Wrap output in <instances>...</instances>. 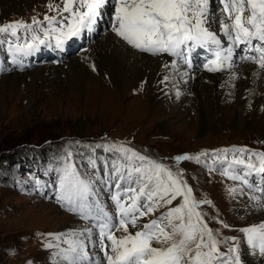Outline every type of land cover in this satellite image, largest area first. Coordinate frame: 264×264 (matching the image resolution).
Segmentation results:
<instances>
[{"label": "snow or ice", "instance_id": "1", "mask_svg": "<svg viewBox=\"0 0 264 264\" xmlns=\"http://www.w3.org/2000/svg\"><path fill=\"white\" fill-rule=\"evenodd\" d=\"M110 2L49 0L42 20L33 16L30 22H0V47L6 45L12 65L23 70V59L41 46L63 49L66 42L92 31ZM210 3L115 0L109 28L133 50L171 58L162 65L161 83L174 82L176 77L184 81L197 49L208 54L206 71L228 73L235 80L234 56L239 48L245 53L240 59L255 65L253 72L260 77L264 0H220L224 18L219 31L208 27ZM95 147L108 154L102 162L90 154L81 170L69 151L55 169L56 203L83 222L46 237L45 248L55 249L57 264H247L242 248L264 264V222L238 229L239 235L223 236L207 220L223 229L230 226L203 210L213 202L194 196L184 172L176 168L182 161H194L210 173L218 172L240 185L228 188L232 198L243 196L246 207L264 210V183L255 179L264 181V151L224 148L178 155L167 163L125 144Z\"/></svg>", "mask_w": 264, "mask_h": 264}, {"label": "rangeland", "instance_id": "2", "mask_svg": "<svg viewBox=\"0 0 264 264\" xmlns=\"http://www.w3.org/2000/svg\"><path fill=\"white\" fill-rule=\"evenodd\" d=\"M32 1L34 2L23 6V10H19L18 13L5 15L0 22L18 20L30 22L33 16H38L42 20L43 15L48 12L46 5L49 0ZM113 4L110 2L109 5H105L110 7L107 10L109 15L105 11V16L112 17ZM213 8V4L210 3L212 13L218 10ZM211 12L208 19L215 27L217 21L213 22ZM109 24L110 19L107 26ZM98 38L100 36L95 37L92 42L87 40L80 46H87L88 54H95L94 42ZM76 40L80 43L82 35L66 42L70 43L67 55L70 52L72 56L82 53L78 51L79 44H72ZM53 48L54 44L52 47L41 46L45 56L51 60L44 63V68L41 69L45 71L43 78L54 81L45 85L40 80L34 81L35 67L20 70L18 66L11 64L7 53L3 58L5 50L0 54V62L4 67L0 66V161L6 157L20 155H24L25 158L30 155L35 157L33 163L21 159L17 163L15 160L13 162L7 160L0 165V264L29 262L57 264L55 249L45 248L46 237L49 234L71 231L83 223L75 215L58 206L54 197L55 169L60 166V162L69 151L72 152L74 162L81 170L87 165L90 154L101 162L104 160L108 154L95 146L108 142L125 144L141 154L167 163L173 162L178 155L195 156L201 152L212 153L224 148L264 151V111L258 109L259 105L256 106V102L249 103L246 114L241 115L243 123L235 124L229 118V113L235 112L233 99L229 102L230 106H225L224 112H227L225 119L218 118V123L213 128L202 130L200 125H197L196 106L193 107L194 110L191 108L192 99L185 100L186 103L182 104L181 95L174 94V98H169L170 100L168 97L172 96L169 95L164 98L166 102L162 107L152 105L149 110L145 101L138 98L142 94L140 89H132L123 100L107 102V105L101 108L86 105L85 93L79 94L76 102H68L64 98L71 91L67 86L72 83L67 81L61 84L60 80H66L62 74L67 70L65 60L62 59L61 53L54 51ZM130 50L140 54L136 50L131 48ZM145 55L160 61L166 58ZM29 58L33 60L32 55ZM86 62V58L80 60L81 64L87 65ZM239 69L235 70L236 74L240 73L237 79L245 81L244 70ZM54 73H59L60 80H53L56 75ZM203 74L216 76L217 73L205 70ZM226 78L230 84L227 86L234 90L235 84L232 79ZM16 79L18 82L14 83ZM203 81L207 83V79L204 78ZM104 82L106 83L105 80ZM55 89L62 90V96L57 94ZM237 93L236 97L239 91ZM154 94L159 96L158 98L161 96L159 90ZM135 104L139 107L137 111L131 109ZM180 108L181 114L178 113ZM254 121L257 125L252 127L247 125ZM84 148H87V151L84 152ZM176 168L184 172V178L193 188L194 196L213 202L212 205H204L203 210L209 216H217L230 226L223 229L216 221L207 220L211 228L220 230L223 236H232L239 235L238 229L255 224L259 209L251 210L246 207L248 202L243 196L237 195L238 202L236 197L232 198L228 193L229 187H240L238 182L230 181L218 172L210 173L194 161H182ZM244 250L242 248L243 259L248 264L250 258L245 257Z\"/></svg>", "mask_w": 264, "mask_h": 264}, {"label": "bare ground", "instance_id": "3", "mask_svg": "<svg viewBox=\"0 0 264 264\" xmlns=\"http://www.w3.org/2000/svg\"><path fill=\"white\" fill-rule=\"evenodd\" d=\"M32 2L34 1L0 0V19L10 13H18L23 6ZM111 2L115 3V0H111ZM109 4L110 3H107V5ZM215 6L219 9L217 26L218 28H220L219 21L224 18L222 16L223 6L220 3V0L217 1ZM109 8L110 7L107 6L103 8V14L99 17L100 20L98 19V23L94 26L92 31H88L89 35H87L86 32L85 34H82V40L80 41V43L78 40L72 43L73 45L79 44L80 46V44L84 45L87 40H91L92 42L95 37L100 36V38H98V40L94 42L95 54H88V51H86L87 46H80L78 47V51L82 52L81 54L79 53V55L75 54V56H72V53L70 52L69 55H67L70 43L64 45L63 49H57L55 46L53 48L54 51H57L59 54L61 53V57L65 60V66L67 69L62 73L65 75L66 80H60L58 78L59 73H54L57 76L55 75L53 80L56 79L57 81L58 79L61 81V84H64L67 81L72 83V86H67V89H69L70 87L71 91L69 92L67 97L64 98V100H67L68 102H76L79 98V94L81 95L85 93L86 97L84 98V103L86 105H92L93 107L101 108L105 107L107 105V102H115L116 99L123 100L128 92H130L132 89H140V91H142V94L138 98L142 99V101H145V105H147L148 107L146 108L147 110H149L152 105H154V107L155 105L158 107H162L166 102L164 98L171 95L172 97H168V99H172L174 98L173 95L179 92L181 94L180 103L185 104V100L188 101L192 99L191 108H195L196 106L195 112L197 114V121L199 123H197V125H200L201 130L206 128H213L218 123V118L225 119L224 116L225 114H227V112H224V109H226L225 106H230L229 102L233 99L235 100V112L232 114L229 113V118L231 122L234 121L235 124L243 123V118L241 115L246 114V107L249 106V103L256 102L255 105H259L258 109H263L264 111V74L261 73L260 77H257L251 69V66H247L241 69L242 71L244 70V79H246L245 81H242L243 79L231 80L235 84L234 90H231V88L229 87L230 84H228V79L226 78H229V74L211 76L203 74V72L201 71H194V74L192 73V76L184 77V81L182 82H179V77H176L174 82L161 83L162 77L165 74V70L162 68V65L171 58L166 57L165 59L163 58L164 60L160 61L155 58L152 59L151 57H148L146 55L144 56V54L142 53L138 54L130 50V47L126 46L123 42L116 38L108 28L109 26H107V22H109L111 16H105V11H107ZM106 14L109 15V11H107ZM212 17L215 18L216 21V15L214 13H212ZM103 18H105L106 20H103ZM2 50H5V53L3 55L4 58L5 54L7 53L6 45L0 48V54ZM197 53L198 49L193 52L191 57L197 55ZM32 57L33 60L27 57L26 60L23 61V64L24 68L35 67L33 75H35L36 78H34V81L40 80L44 85L46 83L51 84V82H54L50 81V79L48 80L43 78V73L45 71H42L41 69L44 68V63H46L47 61L51 62V60L45 56V53L40 50L33 53ZM9 58V61L11 62L12 58L10 55ZM85 58L87 60V65L80 63V60H83ZM93 65L95 66V71H93ZM0 66L4 68L1 62ZM204 78L207 79V83H204ZM104 80L106 81V83L104 82ZM16 82H18L17 79L14 81V83ZM21 82L23 83L22 80ZM57 89H55L57 94L62 96L63 91H58ZM156 90L160 91V98H158L159 96L157 97L156 94H154ZM238 91L239 95L236 97ZM155 98L157 99L156 101L154 100ZM131 109L133 111H137L139 110V107L137 106V104H135ZM181 110L182 109L180 108L178 111L179 114H181ZM247 125L252 127L257 125V123L254 121L250 122L249 124L247 123ZM258 178L261 180L259 176ZM47 214H49V212H47ZM60 216H55V218L59 217L64 219V217ZM257 216L258 219L255 224L264 222V210H258ZM256 258L257 257L253 258L252 260L250 259L251 262H249L248 264H259L260 258L258 257L257 260Z\"/></svg>", "mask_w": 264, "mask_h": 264}, {"label": "trees", "instance_id": "4", "mask_svg": "<svg viewBox=\"0 0 264 264\" xmlns=\"http://www.w3.org/2000/svg\"><path fill=\"white\" fill-rule=\"evenodd\" d=\"M87 147V146H86ZM46 149H48V148H46ZM84 150V152L85 151H87V148H84L83 149ZM30 157V158H29ZM38 157H40V158H45L44 156H40V155H38ZM34 158L35 157H32L31 155L30 156H27V158H25V156L24 155H20V156H18V157H6V158H4V159H2L1 161H0V165H2V163L3 162H5V161H14L15 160V163H17V162H19V161H21V159H23L22 161H25V160H28L29 162L31 161V163H33L34 162ZM12 164V163H11Z\"/></svg>", "mask_w": 264, "mask_h": 264}]
</instances>
